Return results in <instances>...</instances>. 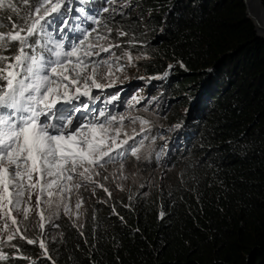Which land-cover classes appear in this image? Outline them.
Segmentation results:
<instances>
[{
	"label": "trees",
	"instance_id": "16d2710c",
	"mask_svg": "<svg viewBox=\"0 0 264 264\" xmlns=\"http://www.w3.org/2000/svg\"><path fill=\"white\" fill-rule=\"evenodd\" d=\"M99 1V27L129 36L141 55L137 69L164 72L154 95L176 102L173 121L189 117L180 133L185 151L161 177L143 170L137 184L129 175L109 197L91 190L81 225L63 221L42 236L46 245L52 239V257L58 264H264V39L243 1L131 0V11L117 12L112 0ZM246 3L261 22L257 0ZM29 18L27 7L0 14L6 24Z\"/></svg>",
	"mask_w": 264,
	"mask_h": 264
},
{
	"label": "snow or ice",
	"instance_id": "6c2138e0",
	"mask_svg": "<svg viewBox=\"0 0 264 264\" xmlns=\"http://www.w3.org/2000/svg\"><path fill=\"white\" fill-rule=\"evenodd\" d=\"M37 2L39 7L35 9L36 18L26 29L8 35L0 34V48L6 50L9 41L19 43V54L14 60L0 56V82H3L0 83V210L7 206V210L2 212L5 223L12 208L27 213V208L19 207L26 194L29 201L36 194L37 207L42 202L41 195L46 194L49 198L46 203L51 206L55 197L71 191L67 182H73L74 176L90 180V166H103L102 162L114 159L111 155L114 146L116 150L121 147L115 138H111V144L106 142L107 129L104 125L72 127L71 121L67 125L49 122V117L61 99L69 103L72 98L89 94L87 88L81 91L79 86L76 87L77 97H71L67 91L61 93L60 89L67 87L61 84V80L78 85L76 77L81 75L80 69L85 64L79 53L83 49L84 56H91L94 53L89 48L97 45L88 43L89 34L79 40V46H73L71 50L53 49L57 57L55 61L38 62L34 57L27 56L24 49L30 46V37L38 33L61 31V25L66 28L68 24L66 19L61 20L60 24L52 19L53 14L63 15L62 8L66 7L63 0ZM9 7L12 5L9 4ZM103 11L107 12L108 9L104 8ZM16 27L13 25L14 29ZM22 31H26L27 35H21ZM63 47L56 45V48ZM101 51L108 49L101 48ZM60 57L68 58L69 62L75 58L76 66L69 69ZM38 63H41V67H34ZM103 63L107 64V61ZM51 64L54 66L49 68ZM49 72L55 79L50 78ZM70 72L73 73L71 79ZM96 74L97 69L93 68L85 80H91V86L100 89L104 85L96 81ZM112 119L116 120L115 117ZM116 135H120L119 130ZM123 143L127 144L128 141L124 140ZM72 187L79 189L82 184L73 182ZM76 206L80 207L79 203ZM65 211H68L66 206ZM12 224H17V220L13 219ZM40 227L44 228L43 223ZM14 238L15 234L8 236L9 241ZM27 243L33 244L34 241L29 239ZM40 248L44 249V256L48 257L46 245L41 243ZM2 259L4 257L0 256Z\"/></svg>",
	"mask_w": 264,
	"mask_h": 264
},
{
	"label": "clouds",
	"instance_id": "9594fccd",
	"mask_svg": "<svg viewBox=\"0 0 264 264\" xmlns=\"http://www.w3.org/2000/svg\"><path fill=\"white\" fill-rule=\"evenodd\" d=\"M0 2L3 4V6L0 7V14L5 8L9 7V4L12 5V7L9 8H12L13 11L18 13L24 7H27V12L30 14L29 21L27 22L10 20L6 24L1 21L0 34L8 35L9 33L26 29L32 23L33 19L36 18L37 14L35 9L39 7L37 0H27V2L26 0H0ZM109 2L110 0H107L108 4ZM63 4L66 5V7L62 8L63 15L57 16L56 14H53L52 19H55L57 24H60L61 20L66 19L68 21L66 28L61 25V28L63 29L61 31H52L50 34L38 33L30 37V46L24 49L27 56L34 57L38 62H44L47 60L55 61L57 57L55 56V51H53V49L59 51L71 50L73 46H79V40L83 39L85 35L90 34L88 43L94 42L97 37L106 33L118 32L121 35L118 29L110 28L111 25H108L107 28L99 27L101 21L98 20L102 13V4L99 0H63ZM110 5L111 11H119L120 7L114 2ZM13 25H16L17 27L14 29ZM21 35H27V32L22 31ZM121 36L131 42L129 36ZM8 43L9 47L6 50L0 48V56L8 57L10 60H13L14 57L19 54V43L18 41H9ZM57 44L63 45L64 47L56 48ZM27 49H29V51H26ZM129 51L131 55L136 56L137 58L140 57L132 69L141 75L143 86L146 87L148 96L154 98L156 101L155 108L162 114L158 126L159 133L155 142L148 147L145 157L140 158L135 166L137 173L136 177L139 175L137 168L142 171L154 169L153 173H156L161 177L164 171H171L173 169L175 161L179 158L181 152L185 151L184 144L186 140L182 139L180 133L182 132L183 126L189 124V122H187L189 117L187 116L184 121H179L177 118L175 121L172 120L171 110H173L176 102L164 103L161 101L160 95H154L158 90V81L161 80L164 72L159 74V76L142 74L140 70L137 69L138 63L141 61V55L133 51L131 45H129ZM79 55L84 59V65L92 64V61L84 56L83 49H81ZM59 59H61L69 69L76 66L75 58H72L71 62H69L66 57H60ZM30 62L31 61H29V63ZM51 66H54V64L48 65L49 68ZM34 67H41V63H38ZM49 76L50 78L55 79L54 77H51L50 72ZM61 84L67 86L66 89L63 87L60 89L61 93L67 91L71 97L78 96L76 93V86L71 84L70 81L61 80ZM78 85L81 91H84V89L87 88L89 94L87 96L72 98L69 103H65L64 100L61 99L49 117V122H59L67 125V123L71 121L72 127H90L92 125H97V123L101 122L104 117L116 113L121 107V100L128 94V91L123 89V87L118 88V90H122L121 94L118 96L108 88H94L88 80L82 81ZM22 103L25 102L22 100ZM184 111L187 114L188 111H192L191 103L187 108L184 107ZM41 119H43V117H41ZM177 125H180V127L177 128ZM150 135L151 134H141L140 136ZM134 150L136 153V149H133L130 152L132 156H134ZM117 153L118 150H113L111 155L113 156V154ZM110 161L111 160H108L102 163L103 165H107ZM143 175H146L145 171L140 173L139 177H142ZM73 182L81 183L82 187L79 189L73 188ZM73 182H67L71 191L55 197L51 206L46 203L49 199L46 194L41 195L40 198L42 202L39 207L36 206V194L34 193L31 196L30 201L26 194L19 207L21 209L27 208V213L23 211L17 212L15 208H12L10 210V215L7 218V223H5V219H3L2 214L0 213V256L4 257V259L0 260V264H58L51 255L52 239H50L48 245H46V241L42 236L44 235L46 237L48 233L46 232L47 229H52L49 231H59L63 221L73 225H81L83 221V213L81 215V213L76 210L70 212L60 211L69 194L86 189L89 185L93 186L95 189H101L96 183L82 180L79 176H74ZM36 191L38 192V189ZM5 210H7V206L5 207ZM25 215H27V219H25ZM13 219L17 220V224H12ZM41 223L44 225L43 229L40 227ZM34 225L38 227V230L41 233L37 239L33 237L35 231ZM13 234H15V238L9 241L8 236ZM21 237L24 238L22 239ZM29 239L34 241V243L28 244L27 240ZM21 243H25L31 247L35 246L38 249V252L33 255L25 253L19 247V244ZM41 243L46 245L48 257L44 256V249L40 248Z\"/></svg>",
	"mask_w": 264,
	"mask_h": 264
},
{
	"label": "rangeland",
	"instance_id": "374dc122",
	"mask_svg": "<svg viewBox=\"0 0 264 264\" xmlns=\"http://www.w3.org/2000/svg\"><path fill=\"white\" fill-rule=\"evenodd\" d=\"M130 1L112 0L116 5L128 11H131L133 6ZM89 44L97 46L89 48V51L94 53L93 55L85 56L92 61V64L84 65L80 69L81 75L76 77L79 84L85 81L86 76L91 75L93 68H96L95 78L98 83L104 85L102 89L108 88L117 96L122 92V90H118L119 87L128 91L127 96L121 100V110L119 109L113 115L104 117L99 124L97 123V125H104L107 129L105 136L107 143L111 144V138H115L117 143L121 145L118 153L113 154L114 159L107 165L90 166L92 171L89 173L90 180L88 181L96 183L101 188V193L109 197L107 196L109 195L108 189L112 187L121 188L124 184H128L129 175L134 177L133 184L138 183L139 176L136 177L135 166L140 158L145 157L148 147L155 142L159 133L158 126L162 114L155 108L156 101L154 98L148 96L141 75L132 69L140 57L137 58L130 54L129 45L131 42L118 32H111L100 35ZM101 48H107L108 51H101ZM104 61H107V64L103 63ZM70 75L72 76L73 73ZM88 82L92 83L91 80ZM113 117L116 118L115 121L112 119ZM121 117L123 119H120ZM117 130L120 131L119 136L116 135ZM141 134L151 135L140 136ZM124 140H127L128 143L124 144ZM133 149H136L134 156L130 154ZM114 150H116L115 146ZM147 187L142 189H147ZM90 189L95 188L89 185L86 189L69 194L60 211L66 212V206L68 212L76 210L82 215L88 204L86 198L89 196ZM77 203L80 207L76 206ZM4 210H0V213L2 214Z\"/></svg>",
	"mask_w": 264,
	"mask_h": 264
},
{
	"label": "water",
	"instance_id": "95a60500",
	"mask_svg": "<svg viewBox=\"0 0 264 264\" xmlns=\"http://www.w3.org/2000/svg\"><path fill=\"white\" fill-rule=\"evenodd\" d=\"M245 8H246V15L247 17L253 22L255 26V30L257 31V36L264 39V27L260 26L258 22L255 20L254 16L250 13V5L246 3V0H243ZM258 4L260 5L263 13L264 7L262 6L261 0H257Z\"/></svg>",
	"mask_w": 264,
	"mask_h": 264
},
{
	"label": "bare ground",
	"instance_id": "6f19581e",
	"mask_svg": "<svg viewBox=\"0 0 264 264\" xmlns=\"http://www.w3.org/2000/svg\"><path fill=\"white\" fill-rule=\"evenodd\" d=\"M257 10H258V13L260 14L261 16V22L257 19V17L251 12L250 10V13L254 16L255 20L258 22V24L262 27H264V16H263V12H262V9L260 7V5L258 4V7H257ZM121 110V109H120ZM99 124V123H98ZM102 124V123H101Z\"/></svg>",
	"mask_w": 264,
	"mask_h": 264
}]
</instances>
